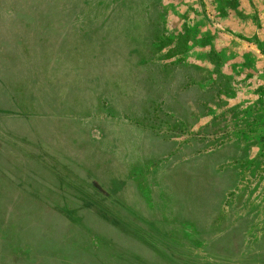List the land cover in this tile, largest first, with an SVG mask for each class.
<instances>
[{
  "label": "rangeland",
  "instance_id": "1",
  "mask_svg": "<svg viewBox=\"0 0 264 264\" xmlns=\"http://www.w3.org/2000/svg\"><path fill=\"white\" fill-rule=\"evenodd\" d=\"M205 3L217 6L216 0ZM224 4L230 16L218 20L202 15L197 0H0V89L6 96L0 102L8 111L3 125L18 130L21 146L33 149L27 141L37 140L108 183L123 181L118 195L146 219L150 208L153 219H161V212L172 225L175 214L184 213L191 230L184 234L176 225L181 240L201 239L207 254L236 259L249 252L261 229L250 222L257 211L243 209L254 186L247 191L241 186L237 194L234 188L231 198L223 193L235 177L221 164L236 149L221 147L201 160L178 162L191 154L181 133L196 131V126L185 130L182 120L195 116V92L186 91L185 77H202L201 70L210 68L204 61L208 51L227 49L240 63L249 53L254 73L264 69V0ZM184 39L186 51L180 48ZM177 51L183 56L171 55ZM85 112L97 123L76 127L63 118ZM149 195L154 207L144 198ZM219 203L224 212L217 217ZM5 204L19 226L8 233L22 240L26 225L38 221L39 209L10 195ZM2 222L0 234L1 226L12 223L8 217ZM8 243L0 238V264H20L14 261L18 246Z\"/></svg>",
  "mask_w": 264,
  "mask_h": 264
},
{
  "label": "crops",
  "instance_id": "2",
  "mask_svg": "<svg viewBox=\"0 0 264 264\" xmlns=\"http://www.w3.org/2000/svg\"><path fill=\"white\" fill-rule=\"evenodd\" d=\"M258 133L264 141V131ZM33 143V149H18L5 131L0 134V176L5 189L0 190V197L7 198L10 195L29 203L34 202L40 212L38 221L27 224L22 240H18L19 250L14 261L20 264L157 263L160 245L154 240L155 233L151 228L146 224H120L114 220V217L119 219L123 214L119 209V201L130 207L118 195L120 190L123 191V181L108 183L101 176L97 178L93 175V178L76 160L56 154L51 148H44L37 140ZM40 151H44L42 154L46 161L40 158ZM234 158L235 155L228 160V168L233 170L235 178L223 193L226 195V192L230 193L237 187L234 191L237 194L241 186L246 191L253 189V186L256 189L253 199L245 202L251 204L249 208L245 203L243 208L247 212L257 211L251 216L250 222L256 227L259 223L261 228L256 234L248 231L257 235V239H252L251 244H248V251L264 256V142L247 149L243 158L237 161ZM17 160L20 162L18 165ZM236 168L239 171L236 172ZM20 174L29 180L28 184L18 177ZM108 184L116 193L106 188ZM259 194L262 198L256 196ZM220 205L214 207L217 217L223 214ZM246 228L244 224L243 229ZM15 229L18 231L19 226ZM78 233V242L72 243L71 238ZM205 244L199 239L189 248L194 253L211 256L204 251ZM214 258L234 260L228 257Z\"/></svg>",
  "mask_w": 264,
  "mask_h": 264
},
{
  "label": "trees",
  "instance_id": "3",
  "mask_svg": "<svg viewBox=\"0 0 264 264\" xmlns=\"http://www.w3.org/2000/svg\"><path fill=\"white\" fill-rule=\"evenodd\" d=\"M197 2L202 15H212L214 19L218 20L219 18L225 19V17L230 16V13H228L229 11L226 10L228 4H224L225 0H216L217 6L214 8H212L211 5L206 7L205 0H197ZM0 9H2V7ZM191 34L192 37H194L195 31H192ZM179 39L180 37L177 36V41L181 40ZM244 41L247 42V39H244ZM185 44L186 40L184 39V42L180 45V48L183 49L182 51H186ZM171 55L176 57L183 56V54H180L178 51ZM206 55L207 57H205ZM206 55H204V61L210 65V68L201 70L203 73L202 77H185L184 85L186 86V91L195 92L194 96L196 99L193 101L191 109V112L195 113V116L191 118L185 116L182 120L185 122V130H189V127L194 130L196 126V131H190L189 135L186 134L189 131L181 133V136L188 138L186 141H188L190 145H187V147L190 146L189 151L191 154L188 155L185 161L179 160V163H191L201 160L219 148L228 146L235 147L236 154L234 159L237 161L244 157L245 153H247V149H251L254 146L257 147L264 142L262 141L263 137H260L258 133L259 131H264V69H260L259 72L254 73L256 72L253 65L254 57L249 53L241 56V63L238 61L237 56L227 49L218 50L212 48ZM235 82L240 85L238 91H235V88L232 86ZM3 98H6L5 92L0 89V100ZM6 106V103L0 102V134L5 131L11 137L14 146L18 149H23V146H21V144L23 145L22 135L14 132L18 130L3 125L4 115L8 114V111L5 109ZM14 111L17 112L15 109ZM39 114H45V111ZM72 114L66 113V116L63 117L72 126L77 127L84 123L87 125L89 122L97 123L95 116H91V113H75L76 116ZM9 115L20 118V116L14 114L13 111H11ZM53 116H56V114ZM108 118L112 119L111 117ZM189 120L191 124H189ZM199 121L202 123H199ZM94 128H99L100 130L99 126H95ZM27 142L30 146L35 145L33 142ZM39 144L49 149L48 145ZM53 146L56 149L55 145ZM27 151L30 152V150ZM43 152L40 151V158L46 161L47 159L44 154H42ZM153 162L154 161H152V163ZM164 163L165 162L162 161V164ZM221 165L223 167L229 166L228 162ZM98 168L101 167L98 166ZM84 169L90 176L93 177V175H95L97 178L99 177L98 173L92 171L91 168L84 167ZM224 171H226V169ZM237 171H239V168H236V172ZM0 190H5L2 187L1 176ZM230 193L226 194L225 198H227V196L231 198L232 195ZM233 196L235 197V195ZM144 198H146L148 204L153 206L150 195ZM5 201L6 198L4 196L0 197V223L2 222L1 219L4 220L2 223H5L7 217L12 222L10 214L13 211L10 212L8 210V205L5 204ZM119 204V209H121L123 214L120 215L119 219L114 217L115 222L120 224H128V222L146 224L155 233L154 240L160 245L159 248L161 249L158 251V260L156 264H264L263 255L250 251L230 261L219 260L212 256L200 254V252L194 253L192 249L189 248L190 244H187L186 240L180 239L179 229L176 228V225L181 228L183 227L185 229V232L183 231L184 234L191 230L190 226L186 225L183 219L185 214L180 211H176L177 213L174 219H176L177 222L172 225L167 220L162 219L163 217L165 219V214L161 212H159L161 219H153L152 217L155 213L152 214V210H154V208H150V219H146V217H143L138 212V208L135 209L133 207L134 205H132V207H127L122 205L120 201ZM13 226L15 227L14 222L1 226L0 238L6 243L11 241L10 248L18 245V241L14 238L15 234L8 233L9 231H13ZM75 237L76 236L71 238L72 243L76 241L77 237ZM132 264L140 263L137 262Z\"/></svg>",
  "mask_w": 264,
  "mask_h": 264
}]
</instances>
